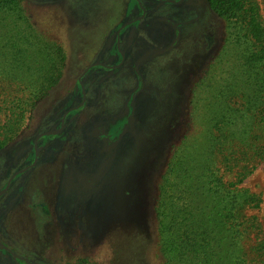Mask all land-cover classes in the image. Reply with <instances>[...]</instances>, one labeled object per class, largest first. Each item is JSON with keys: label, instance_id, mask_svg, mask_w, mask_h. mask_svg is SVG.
Returning <instances> with one entry per match:
<instances>
[{"label": "rangeland", "instance_id": "374dc122", "mask_svg": "<svg viewBox=\"0 0 264 264\" xmlns=\"http://www.w3.org/2000/svg\"><path fill=\"white\" fill-rule=\"evenodd\" d=\"M19 2L64 62L23 119L0 107V264H167L159 186L176 150L203 143L205 116L220 115L202 85L229 78L233 24L204 0ZM241 185L260 196L247 213L264 222L263 166Z\"/></svg>", "mask_w": 264, "mask_h": 264}, {"label": "trees", "instance_id": "16d2710c", "mask_svg": "<svg viewBox=\"0 0 264 264\" xmlns=\"http://www.w3.org/2000/svg\"><path fill=\"white\" fill-rule=\"evenodd\" d=\"M206 2L233 24L227 41L235 48L227 44L237 62L218 87L203 83L216 93L206 105L220 115L205 116L203 143L176 150L159 186V251L167 264H264V222L247 213L262 200L241 185L257 165L264 170V25L252 0ZM63 62L61 47L39 38L19 0H0L2 110L23 119L56 85Z\"/></svg>", "mask_w": 264, "mask_h": 264}, {"label": "flooded vegetation", "instance_id": "af4514ba", "mask_svg": "<svg viewBox=\"0 0 264 264\" xmlns=\"http://www.w3.org/2000/svg\"><path fill=\"white\" fill-rule=\"evenodd\" d=\"M205 2H206V0H204ZM135 2V0H133V3ZM203 2V0H187V4L188 5H190V6H199L201 3ZM207 3V2H206ZM208 5V4H207ZM209 7V6H208ZM210 9V8H209ZM89 69H91V70H93V71H104L105 70V67L104 66H101V65H92V66H90V68ZM79 107H81V106H79ZM78 107V108H79ZM78 108H76V109H78ZM75 112V111H74ZM54 133H47V134H45V135H40V136H38L35 140H36V142H37V140L38 139H40V138H45V139H50L51 137L53 138L54 136ZM34 145H35V142H34ZM24 172V169L23 170H20L19 172H17V173H15L14 175H12L11 177H10V179H9V181L7 182V185H6V187L8 186V184L10 183V181H12L14 178H15V176L16 175H18V174H21V173H23ZM6 188H4V190H5ZM4 190H3V193H4ZM0 250H1V252L0 253H2V252H4V249H1L0 248ZM15 262L17 263V264H20L19 263V261L17 260V259H15Z\"/></svg>", "mask_w": 264, "mask_h": 264}]
</instances>
